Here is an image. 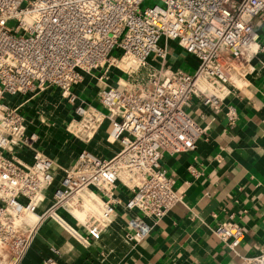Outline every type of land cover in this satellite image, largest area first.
<instances>
[{"label": "built area", "instance_id": "2783aa9c", "mask_svg": "<svg viewBox=\"0 0 264 264\" xmlns=\"http://www.w3.org/2000/svg\"><path fill=\"white\" fill-rule=\"evenodd\" d=\"M144 1L0 0V264H19L38 222L48 217L88 246L121 204L129 212L126 238L145 237L151 221L182 198L162 165L163 152L190 150L208 134V126L188 111L190 99L219 112L244 61L264 51V0ZM161 39L190 53L194 68L168 67ZM114 49L118 55L111 54ZM104 63L123 75L116 83L107 82L106 69L96 75L103 108L76 103L72 85ZM50 86L74 105L76 116L66 125L73 136L89 141L109 121L106 138L120 144L112 156L82 148L60 165L32 144L36 134H26V117L9 97ZM224 114L233 124L236 108L227 105ZM24 146L32 152L29 163L15 153ZM56 167L60 183L40 210ZM118 186L129 192L125 201ZM214 232L232 249L243 234L230 219L219 221ZM243 259L264 264V250ZM55 260L53 255L43 262Z\"/></svg>", "mask_w": 264, "mask_h": 264}, {"label": "crops", "instance_id": "0c3cea01", "mask_svg": "<svg viewBox=\"0 0 264 264\" xmlns=\"http://www.w3.org/2000/svg\"><path fill=\"white\" fill-rule=\"evenodd\" d=\"M162 44L167 47L168 67L194 68V57L174 40L163 39ZM152 60L157 61V57L152 56ZM243 65L244 70L235 77L219 112L197 97L190 99L188 111L208 126V134L201 135L190 150L163 152L162 165L182 198L151 221L145 237L126 238L129 212L121 204L116 205L100 238L88 246L48 217L38 222L19 264H46L44 259L53 255L55 264H243L244 255L264 250V51L253 54ZM105 69L109 83H116L123 75L120 68L106 63L84 72L70 90L76 103L103 108L99 101L103 83L96 75ZM9 101L25 115L26 134H36L32 144L60 165H68L82 148L110 157L120 147L118 141L106 138L108 120L89 141L68 132L66 125L76 116L74 105L54 86L19 93L10 96ZM227 105L237 111L231 125L224 114ZM15 153L25 163L32 161L29 147L18 148ZM58 175L62 176V171L56 167L55 179ZM52 190L47 189L40 210L48 204ZM116 193L123 201L129 197L122 186L116 188ZM60 211L83 231L73 217ZM228 219L237 222L243 232L235 249L214 232L219 221ZM51 247L57 248L59 255L53 254Z\"/></svg>", "mask_w": 264, "mask_h": 264}, {"label": "rangeland", "instance_id": "374dc122", "mask_svg": "<svg viewBox=\"0 0 264 264\" xmlns=\"http://www.w3.org/2000/svg\"><path fill=\"white\" fill-rule=\"evenodd\" d=\"M150 1L151 0H145L143 4L145 5V4L149 3ZM161 43H163V39H161ZM111 54L118 55L119 51L114 49V50H112ZM61 177H62L61 175H58L57 178L53 181V183L49 186L51 190H52V188H54L56 185H58L60 183ZM49 195H51V193Z\"/></svg>", "mask_w": 264, "mask_h": 264}, {"label": "bare ground", "instance_id": "6f19581e", "mask_svg": "<svg viewBox=\"0 0 264 264\" xmlns=\"http://www.w3.org/2000/svg\"><path fill=\"white\" fill-rule=\"evenodd\" d=\"M76 214L78 215V216H80L81 217V215H82V212H76Z\"/></svg>", "mask_w": 264, "mask_h": 264}]
</instances>
